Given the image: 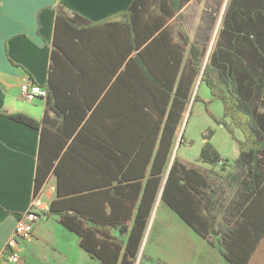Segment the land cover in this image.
I'll use <instances>...</instances> for the list:
<instances>
[{"label": "trees", "instance_id": "obj_1", "mask_svg": "<svg viewBox=\"0 0 264 264\" xmlns=\"http://www.w3.org/2000/svg\"><path fill=\"white\" fill-rule=\"evenodd\" d=\"M189 1L132 0L99 21L57 6L47 81L41 85L43 117L0 108L2 115L40 129L35 193L55 175L48 215L77 234L98 264H136L160 191L184 223L203 238H216L231 264H247L264 234V0L227 1L206 61L198 43L182 28L173 29L172 18L181 17ZM103 26L111 28L112 41L109 47L103 38L101 51L94 41L106 33ZM87 53L95 64L104 57L102 67H90L94 76L88 75ZM113 59L125 62L113 85L125 88L126 106L60 104L77 84L91 86L95 99L115 71L108 66ZM198 77L209 101H222V116H212L216 123L233 137L234 129L243 135L238 156L230 160L215 148L211 128L202 133L198 159L210 165L209 172L178 156L168 165ZM224 180L238 188L227 203L217 185Z\"/></svg>", "mask_w": 264, "mask_h": 264}, {"label": "crops", "instance_id": "obj_2", "mask_svg": "<svg viewBox=\"0 0 264 264\" xmlns=\"http://www.w3.org/2000/svg\"><path fill=\"white\" fill-rule=\"evenodd\" d=\"M131 1L0 0V108L9 113L26 114L36 120L43 117L45 97L37 95L32 100L25 99L20 93V84L27 79L33 80L40 87L46 84L57 6L63 7L69 14L76 12L90 21H99L125 10ZM102 29H106L105 34L95 35L100 42L94 41L101 47V51L106 50L103 38L109 47L112 41L108 36L111 34V28L103 26ZM98 58L101 63L95 64L92 61L95 60L93 56L90 54L84 56L88 75L95 74V70L90 67L103 66V55ZM114 61L118 59H113L108 66L115 68V71L110 80L101 86L95 99L91 86L77 84L68 89L67 97L60 100V104L66 109L68 107L94 109L100 105L106 110L110 108L117 110L126 106L125 88L113 85L116 77L124 70L125 62L115 64ZM117 123H120V119ZM121 123H124L123 119ZM40 141V129L32 128L0 113V264H29V257L38 258L41 252H46V248L50 253L47 251L45 258L59 264H98L97 259L80 247L77 234L63 226L57 215L48 213L46 218L32 224L30 237L21 239L16 244L14 251L18 255V260L11 261L7 258L6 243L18 220L29 208L34 195L40 194L49 205L56 196V177L52 173L35 193L34 179ZM190 149L191 147L182 144L178 157L184 162L196 163L194 158L199 155L190 154ZM171 156L168 165L171 163ZM237 156L238 153L232 159L229 158L233 160ZM217 185L223 188L225 203L234 197L238 189L227 180ZM175 215L181 218L177 213ZM176 216L174 219H177ZM179 228L180 233L174 230L172 235H168L172 241L163 242L159 247L160 264H231L223 256L216 238L213 236L203 238L186 223L179 224ZM123 234L124 232L121 233ZM136 264H142L141 248ZM247 264H264V234L258 239Z\"/></svg>", "mask_w": 264, "mask_h": 264}, {"label": "rangeland", "instance_id": "obj_3", "mask_svg": "<svg viewBox=\"0 0 264 264\" xmlns=\"http://www.w3.org/2000/svg\"><path fill=\"white\" fill-rule=\"evenodd\" d=\"M227 1L190 0L182 6L180 10L181 17L172 18V25L175 31L178 28H182L191 41L198 43L203 48L204 61L207 60V55L212 47L214 35L219 27ZM198 80L199 77L194 82L193 95L191 96L192 101L188 104L187 111H189L186 122L184 123L187 111H185L183 120L180 126H178L171 158L173 154L174 156H179L182 144L186 147H191L189 150L190 154L199 155V150L203 142L202 133L206 129L211 128L213 130L211 141L215 148L223 157L232 159L238 153L237 139L240 137L243 138V135L238 129H234L233 137L225 130L223 125L216 123L212 116L216 118L222 116V101L216 98L209 101L211 96L209 89L200 81L197 83ZM196 93L199 95V98L194 101ZM228 120L231 122L230 119ZM182 126L183 132L181 134ZM183 135L184 138L182 139ZM198 158L199 156L194 158L196 164L209 172L211 169L210 165L201 163ZM174 216H176L175 213L158 196L154 203L141 244L142 264H160L159 247H161L163 242L167 243V241H172V238L168 237V235H172L174 230L179 232V224H184L181 218L176 216L177 219H174ZM47 251L48 249L46 248ZM46 252H41V256L38 255V258L29 257V264H59L52 259L45 258ZM48 253L50 252L48 251Z\"/></svg>", "mask_w": 264, "mask_h": 264}, {"label": "built area", "instance_id": "obj_4", "mask_svg": "<svg viewBox=\"0 0 264 264\" xmlns=\"http://www.w3.org/2000/svg\"><path fill=\"white\" fill-rule=\"evenodd\" d=\"M20 93L25 99L32 100L37 95L44 96L46 94V89L37 85L33 80L27 79L20 84ZM48 212L49 203L44 201L40 194H35L29 208L18 220V223L6 243V248L8 249L7 258L9 260H18V255L14 251L16 244L19 240L30 237L32 224L37 220L46 218Z\"/></svg>", "mask_w": 264, "mask_h": 264}, {"label": "water", "instance_id": "obj_5", "mask_svg": "<svg viewBox=\"0 0 264 264\" xmlns=\"http://www.w3.org/2000/svg\"><path fill=\"white\" fill-rule=\"evenodd\" d=\"M201 80V77H199V80H198V82L197 83H199V81ZM192 101V99L190 100V102ZM189 111V110H188ZM188 111L186 112V116H185V121H184V123L186 122V118H187V115H188ZM182 132H183V126H182V128H181V134H182ZM174 152H175V150H174ZM175 156H174V154H173V157H172V160H173V158H174ZM172 160H171V162H172ZM159 198L161 199V191H160V194H159Z\"/></svg>", "mask_w": 264, "mask_h": 264}]
</instances>
